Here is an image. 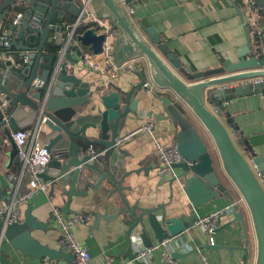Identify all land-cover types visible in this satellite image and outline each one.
I'll return each mask as SVG.
<instances>
[{
	"label": "water",
	"instance_id": "95a60500",
	"mask_svg": "<svg viewBox=\"0 0 264 264\" xmlns=\"http://www.w3.org/2000/svg\"><path fill=\"white\" fill-rule=\"evenodd\" d=\"M257 1L264 7V0ZM99 4L102 12H107L103 18L109 19L119 33L118 61L139 56L147 60V65L143 64L141 71H136L140 85L126 92L110 85L114 91L103 95L77 73L76 67L83 57L81 46L89 47L95 54L102 51L105 35L98 34V28L76 34L78 44L72 42L66 47L64 42L55 41L63 34L64 24L79 17L83 10L82 0H3L0 23L15 7L23 9L19 24L10 27L12 45L8 51L15 49L19 58L27 62L19 71L10 62L0 61V94L8 101L7 108H0V201L12 185L2 170H9L15 160L19 161L13 134L25 128H33L38 134L47 127L51 134L47 144L51 160L41 179L51 184V193L57 187L66 198L63 207L66 216L72 213L70 205L74 199L88 197L92 190L103 187L108 188L110 196L119 193L124 207L111 216L96 215L94 228H98L101 219L108 222L121 218L122 214L130 215L128 220L133 223L128 231L129 260L135 259L131 238L134 232L137 231L146 246H151L154 241L161 242L189 228V221L170 218L164 205L141 208L136 202L131 206L125 196V191H131L130 186L124 185L125 181L139 171L127 170L129 155L116 145V140L131 118H140L136 96L149 77L157 87L170 91L179 104L191 111L217 153L218 160L170 98L154 94L162 106L164 116L161 120L171 122L176 130L178 148L185 159L176 165L179 178L171 184L178 182L190 202L191 220H199L197 209L221 196L231 198L233 189L236 190L255 230L257 264H264L263 159L238 151L229 132L233 129L232 120L225 109L229 99L264 92V84L251 83L252 79L264 78V45L259 43V38L258 44H254L245 26L247 45L235 52L234 61L227 58L216 69L196 73L193 68L182 65L152 27L139 23L145 40L128 20L120 0H90L88 8ZM131 4L134 0H127L124 5ZM1 71H5L4 75ZM222 177L228 185L223 184ZM227 215H233V223L239 222L245 228L247 217L239 208L229 209ZM48 226L49 223L33 214L31 204H28L22 224L5 227L0 221V264H13L18 259L17 253L41 264L75 262L71 253L53 250L33 236L35 232L47 233ZM178 256L176 253L175 258Z\"/></svg>",
	"mask_w": 264,
	"mask_h": 264
},
{
	"label": "crops",
	"instance_id": "0c3cea01",
	"mask_svg": "<svg viewBox=\"0 0 264 264\" xmlns=\"http://www.w3.org/2000/svg\"><path fill=\"white\" fill-rule=\"evenodd\" d=\"M99 7L100 4L91 7V11H95L97 15L103 18L107 12H102ZM122 7L128 20L145 40L139 23H143L146 27H152L182 65L193 68L196 73L216 69L227 58L234 61L235 52L247 45L245 26L252 42L257 43L256 40L259 38V43L263 44L264 32L262 37L257 36L255 24L260 22L264 25V7L262 6L263 13L260 15L249 8L248 0H150L131 5L123 4ZM14 18H11L9 13L6 20L12 19L13 22ZM103 20L111 24L109 19L103 18ZM74 21L64 24L62 35L66 34V29H69L68 27ZM4 22L0 23V29L9 31L11 35V29L7 28ZM53 36L54 33L52 38ZM80 50L83 56L93 53L89 47L81 46ZM115 50L116 53L119 50L117 45ZM6 52L16 60V65L12 67L21 71L26 62L19 58L15 49L12 51L0 50V57L4 56ZM74 58H77L76 54H74ZM128 60L130 58L123 61ZM135 60L136 71H141L143 64L147 65V60L143 56H139ZM76 70L84 82L89 83L91 88L100 89L103 95L114 91L110 85L126 92L141 83L136 71L109 79L98 73H89L81 65V60ZM40 71L43 70L40 69ZM4 72L1 71V74L4 75ZM138 92L136 99L138 100V113L141 118L138 120L131 118L121 136L129 134L149 122L154 123L155 129L153 135L139 133L122 147L129 155L127 170L139 171V174H134L125 181L124 185L131 187V191H125V196L131 206L136 202L141 208H154L164 205L170 218L181 217L183 221H189L192 224L190 211L193 208L179 183L171 184L172 181L162 180L156 174V169L159 166L156 143L166 147L172 146L176 141V130L171 122L161 120L164 116L162 106L154 94L170 98L181 109L218 160L215 147L198 119L186 106L179 104L170 91L160 89L151 78L147 77L146 86L140 88ZM225 107L233 124V129H230L229 132L238 151L244 155L252 153L254 158H262L264 163V92L229 99L227 104L225 103ZM233 130L235 133L232 132ZM24 131L35 133L33 128H25ZM50 135V130L47 127H43L36 134L37 138L45 145L48 144ZM253 157L251 155L250 159ZM2 171L7 176L14 175L21 179V192L28 189L29 176L27 172L24 173L20 160H15L10 165L9 170L4 169ZM255 172L257 173V170ZM222 181L223 184L228 185L224 177H222ZM51 189L52 186L49 184L47 193L34 196L25 205L23 216L25 218L28 204H31L33 214L44 223H49L47 233L35 232L33 236L42 245H48L53 250H61L59 225L55 221L52 208H59L63 212L67 200L58 190L59 188H54L52 193ZM10 197V191L7 189L3 201L9 202ZM3 201H0V206ZM232 203H238L239 210L246 215L245 228L239 222L233 223L235 220L233 215L224 216L221 219L219 230L215 233L216 245L213 248L208 247L206 237L201 229L195 231L192 236H184V241L194 251L179 254L177 264H204L196 249L202 250L209 264H257L258 244L255 230L246 211V206L242 203V198L236 190L233 189L231 198L221 196L197 209L196 214L202 218L212 212L224 209ZM122 207L124 204L120 194L116 193L110 196L108 188L103 187L98 191L92 190L88 197L74 199L71 203L72 213L68 215L69 217L77 214L93 216L91 223L86 226H77L73 230L77 241L87 247L92 258V264H125L129 261L127 255L130 248L128 231L133 223V220H128L130 215L122 214L121 218L112 219L108 222L101 219L98 228H94L96 215L108 214L111 216ZM134 237H139L137 231L131 238ZM154 243L156 242L154 241ZM17 255L18 259L12 262L13 264H41L38 260L21 253H17ZM44 264H49V262L46 261ZM58 264H65V262L61 261ZM70 264H75V262ZM148 264H163V261L157 254Z\"/></svg>",
	"mask_w": 264,
	"mask_h": 264
},
{
	"label": "built area",
	"instance_id": "2783aa9c",
	"mask_svg": "<svg viewBox=\"0 0 264 264\" xmlns=\"http://www.w3.org/2000/svg\"><path fill=\"white\" fill-rule=\"evenodd\" d=\"M127 0H120L125 4ZM150 0H134L137 2H147ZM90 0H82L83 10L79 17L66 29V34L55 38L56 42H64L66 47L76 41V34L81 27L98 28L99 33L105 35V40L102 45V51L99 54L91 53L86 54L81 59V65L89 73H98L102 77L113 79L124 74H131L135 72L136 60L130 59L128 61H118L116 59V43H117V30L112 24L103 20L99 15L88 8ZM249 8L258 12L260 15L263 13V7L259 5L257 0H248ZM92 12V13H91ZM22 15H17L13 20V25H18ZM108 23V24H107ZM257 29V36L262 37L264 32L263 23L255 24ZM89 29V28H88ZM83 34V33H81ZM80 34V35H81ZM12 45V38L9 31L0 29V49L7 50ZM263 45V44H262ZM0 61L10 62L12 66L16 65V60L8 52L2 57ZM27 62V59H24ZM251 83L254 85L264 84V78L252 79ZM8 101L0 94V108H7ZM146 117V116H144ZM141 118V117H140ZM152 118V117H151ZM155 125L149 122L137 130L120 136L116 140V145L123 147L133 137L139 133H146L153 135ZM13 139L18 148V158L22 164L24 173L27 172L29 176L28 189L21 192V179L14 175H8L7 179L12 183L8 187L11 197L9 202H2L0 206V221L4 226L13 224H22L24 222L23 209L25 205L36 195L40 193H47L49 191V184L44 183L41 176L46 172L47 166L50 163L51 155L47 149V145L43 144L36 136V133L30 131L20 130L13 134ZM157 159L159 166L156 169L157 176L165 181L178 180L180 171L176 169V165L185 162L184 157L181 155L177 140L174 141L172 146L166 147L160 143H156ZM81 169V168H79ZM261 175L258 173V177ZM264 183V180L261 179ZM238 203H232L226 208L212 212L205 217L199 218L191 226L181 234L165 238L161 242H156L151 246H146L141 238L134 237L132 239V248L135 254L134 260H129L125 264H136V262L148 264L151 263L155 255L159 254L163 264H177L175 254H187L194 249L189 247L184 241V236H192V234L201 229L206 237L208 247L213 248L216 245L215 233L219 229L221 219L227 214L230 209H237ZM52 213L55 221L59 225V245L62 250L71 253L75 257V264H92L91 255L86 246L79 243L74 235V228L77 226L88 225L93 220L92 215L77 214L74 216H66L61 209L52 208ZM204 264H209L205 254L200 249H196Z\"/></svg>",
	"mask_w": 264,
	"mask_h": 264
},
{
	"label": "trees",
	"instance_id": "16d2710c",
	"mask_svg": "<svg viewBox=\"0 0 264 264\" xmlns=\"http://www.w3.org/2000/svg\"><path fill=\"white\" fill-rule=\"evenodd\" d=\"M2 2H3V0H0V6H1V4H2ZM23 13V9H21V8H19V7H15L13 10H11L10 11V17L11 18H14L17 14L19 15V14H22ZM16 14V15H15ZM12 15V16H11ZM15 15V16H14ZM264 15V14H263ZM14 16V17H13ZM12 19H8V20H6L5 22H4V24L6 25V27L7 28H9L10 29V27L12 26V21H11ZM90 27H92V26H88V27H81V28H79L78 29V34H81V33H84L88 28H90ZM262 40H263V44H264V38H262ZM0 50H3V49H0ZM3 51H8V49L7 50H3Z\"/></svg>",
	"mask_w": 264,
	"mask_h": 264
}]
</instances>
